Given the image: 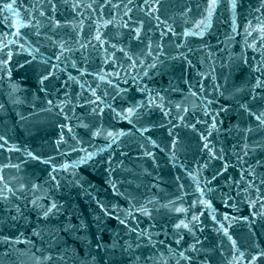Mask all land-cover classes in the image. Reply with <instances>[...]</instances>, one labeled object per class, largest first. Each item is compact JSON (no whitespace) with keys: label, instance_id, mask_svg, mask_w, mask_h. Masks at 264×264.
<instances>
[{"label":"water","instance_id":"95a60500","mask_svg":"<svg viewBox=\"0 0 264 264\" xmlns=\"http://www.w3.org/2000/svg\"><path fill=\"white\" fill-rule=\"evenodd\" d=\"M0 264H264V0H0Z\"/></svg>","mask_w":264,"mask_h":264},{"label":"snow or ice","instance_id":"6c2138e0","mask_svg":"<svg viewBox=\"0 0 264 264\" xmlns=\"http://www.w3.org/2000/svg\"><path fill=\"white\" fill-rule=\"evenodd\" d=\"M6 7L11 8L12 5H11V4H8V5H6ZM129 111H131V110L129 109ZM257 119H259V117H257ZM178 211H179V209H178ZM194 219H195V217H194ZM184 226L187 227V225H184ZM225 231H226V230H225Z\"/></svg>","mask_w":264,"mask_h":264}]
</instances>
